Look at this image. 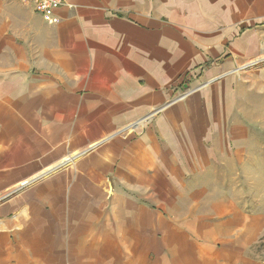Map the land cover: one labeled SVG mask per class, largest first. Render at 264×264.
<instances>
[{
    "label": "crops",
    "instance_id": "1",
    "mask_svg": "<svg viewBox=\"0 0 264 264\" xmlns=\"http://www.w3.org/2000/svg\"><path fill=\"white\" fill-rule=\"evenodd\" d=\"M73 2L0 0V264H264L217 180L230 83L170 101L261 60L264 0Z\"/></svg>",
    "mask_w": 264,
    "mask_h": 264
},
{
    "label": "rangeland",
    "instance_id": "2",
    "mask_svg": "<svg viewBox=\"0 0 264 264\" xmlns=\"http://www.w3.org/2000/svg\"><path fill=\"white\" fill-rule=\"evenodd\" d=\"M257 57L240 63H229L227 70L213 79L203 81L198 77L192 84L188 81L187 88L176 91L170 101L186 102L196 91H205L223 82L230 83V107H226L230 108V121L233 123L239 118L245 122V126L239 129L229 127L228 156L224 152L222 158L214 159L215 164L220 163L224 167L217 180L227 184L230 195L247 210H254L262 216L260 249L264 259V54L260 61H255ZM221 63V59L216 61V65ZM23 185L15 191L10 189L0 195V203L15 197L22 191Z\"/></svg>",
    "mask_w": 264,
    "mask_h": 264
},
{
    "label": "built area",
    "instance_id": "3",
    "mask_svg": "<svg viewBox=\"0 0 264 264\" xmlns=\"http://www.w3.org/2000/svg\"><path fill=\"white\" fill-rule=\"evenodd\" d=\"M22 3L31 4L34 10L43 15H51L58 9L73 8L75 3L73 0H18ZM54 22H58L59 18L50 16Z\"/></svg>",
    "mask_w": 264,
    "mask_h": 264
}]
</instances>
